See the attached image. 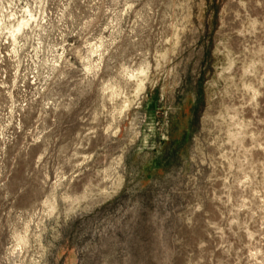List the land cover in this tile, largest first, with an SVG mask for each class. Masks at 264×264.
<instances>
[{
	"label": "rangeland",
	"instance_id": "obj_1",
	"mask_svg": "<svg viewBox=\"0 0 264 264\" xmlns=\"http://www.w3.org/2000/svg\"><path fill=\"white\" fill-rule=\"evenodd\" d=\"M0 264H264V0H0Z\"/></svg>",
	"mask_w": 264,
	"mask_h": 264
}]
</instances>
